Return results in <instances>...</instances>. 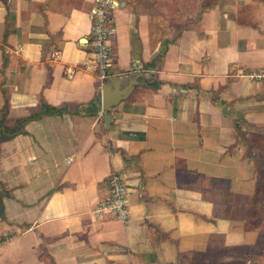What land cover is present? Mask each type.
<instances>
[{"label":"crops","instance_id":"crops-1","mask_svg":"<svg viewBox=\"0 0 264 264\" xmlns=\"http://www.w3.org/2000/svg\"><path fill=\"white\" fill-rule=\"evenodd\" d=\"M97 1L0 0V264H264V0L198 1L177 25L170 0H116L111 89L140 77L108 123ZM113 172L126 224L95 214Z\"/></svg>","mask_w":264,"mask_h":264},{"label":"built area","instance_id":"built-area-1","mask_svg":"<svg viewBox=\"0 0 264 264\" xmlns=\"http://www.w3.org/2000/svg\"><path fill=\"white\" fill-rule=\"evenodd\" d=\"M120 4L116 0H98L90 11L92 29L89 36V45L92 49L90 66L97 73L99 79L105 82L111 78L112 66L110 39L116 32L114 13ZM53 57H60V52L55 51ZM78 72L75 67H67V78L74 77ZM254 78H262L264 74H254ZM108 198L101 202L95 210L98 217L112 216L121 223L129 221V192L123 176L113 172L107 180Z\"/></svg>","mask_w":264,"mask_h":264},{"label":"rangeland","instance_id":"rangeland-1","mask_svg":"<svg viewBox=\"0 0 264 264\" xmlns=\"http://www.w3.org/2000/svg\"><path fill=\"white\" fill-rule=\"evenodd\" d=\"M198 3V7L203 9V10H207L210 8H213L215 6V4H218V0H170V4L169 3H163L164 5H162V7L164 8V12H170V22L173 21V23H175L176 25L178 24V18L176 17L179 16L177 13L179 11L178 8H183L186 9L187 5L188 8L187 10L184 12L186 15L192 14L194 15L195 12L197 11V2ZM185 3V4H184ZM200 9V10H201ZM191 11V13L189 12ZM247 11V10H246ZM245 11V12H246ZM249 11V10H248ZM202 12V11H201ZM189 13V14H188ZM199 13V11H198ZM116 27V24H115ZM0 127H4V122L2 120V122L0 123ZM261 176L260 177V186L258 187L257 191V196H256V202L255 203V207H254V216L256 217V215H260V216H264V172H261ZM249 221V220H248ZM252 224L254 226H264V219L263 218H258V219H253L252 220ZM6 240V238H4Z\"/></svg>","mask_w":264,"mask_h":264},{"label":"water","instance_id":"water-1","mask_svg":"<svg viewBox=\"0 0 264 264\" xmlns=\"http://www.w3.org/2000/svg\"><path fill=\"white\" fill-rule=\"evenodd\" d=\"M139 77H140V74L139 75H138V73L135 74L133 76V79H132L130 86L127 89L120 91V92L114 91V90L112 91V89H111L112 84L117 82L118 79H110L104 85L103 92H102L101 105H102L103 115H104V119H105L106 123H108L111 120V116L109 113H111L113 111V108L116 107L120 102H122L123 100H125L126 98H128L130 96L133 89L138 84L137 79ZM4 117H5V111L0 113V123L2 122ZM3 131H4V129L2 127H0V142H1V138L3 136V133H2ZM2 193H3V191H2V187L0 185V196L2 195Z\"/></svg>","mask_w":264,"mask_h":264},{"label":"trees","instance_id":"trees-1","mask_svg":"<svg viewBox=\"0 0 264 264\" xmlns=\"http://www.w3.org/2000/svg\"><path fill=\"white\" fill-rule=\"evenodd\" d=\"M51 113L54 114V111L51 112ZM59 113H60V112H59ZM45 114H47L46 111H44V112L40 113L39 115H36V116H34V117H32V118H29L28 120H24L23 122L29 121V120H31V119H38V118H40L42 115H45ZM23 122H20V123H19V126H22V123H23ZM20 128H21V127H19V130H18V131H20ZM3 137H6V136L3 135ZM0 213H1L2 216H4V213H5V206H4L3 200H2L1 198H0Z\"/></svg>","mask_w":264,"mask_h":264}]
</instances>
